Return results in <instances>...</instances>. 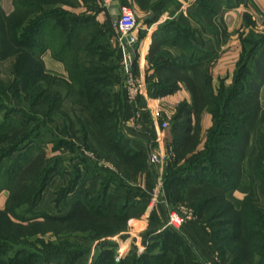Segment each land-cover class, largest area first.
<instances>
[{
    "label": "trees",
    "instance_id": "16d2710c",
    "mask_svg": "<svg viewBox=\"0 0 264 264\" xmlns=\"http://www.w3.org/2000/svg\"><path fill=\"white\" fill-rule=\"evenodd\" d=\"M239 1L229 0L228 7ZM164 2L165 0L158 1L152 7V13L156 14L163 7ZM72 6L71 0H11L12 12L8 14L0 6V63L7 58H13L11 73L15 79L13 81L14 96H17L16 99L20 103L25 101L29 103V108L16 110L10 109L9 104L3 103L4 105L0 106V109L6 110L2 114L0 110V192L6 191L9 194L3 209L0 210V264H49L51 261L60 263L61 258H67L69 264H75L77 261V249L69 251L67 255L64 252H43L33 243L28 241L27 243L21 238L26 233L21 232L20 228L25 223L30 225L34 223L36 217L34 208L48 180L53 175L68 169L64 167L60 170L62 160L55 159L49 166L43 157L37 158L38 155L32 157L35 148L32 142L35 136H32L31 132L39 133L40 124L47 119L50 121L53 114L61 110L65 100L70 99L72 105L76 104L79 109L85 108L89 116L88 126L94 129V133L100 139L106 141L108 147L123 151L125 157H128L132 163L135 162L134 156H145L143 152H138L129 145L130 141L125 134L121 133L119 143L112 136H108V131L117 126L115 121L118 114L121 113V117L124 118L127 111L125 102L120 101L114 91L115 84L112 79H116V76L113 73L118 70L115 50L109 41L108 30L96 21L95 16L76 14L68 9ZM214 8L216 9L208 10L210 13L207 14L204 11L205 18L209 19L218 12L215 5ZM160 31L166 34L172 32L170 42L179 44L189 58L199 57L193 48L184 42L192 34L188 35L189 29L177 26L176 23H167ZM251 45H253L252 53L257 48L263 51L264 35L254 39ZM46 52H49L52 59L63 64L66 78L54 76L45 69L42 55ZM245 56L241 57L233 76L234 84L227 92L221 90L214 95V90L208 87V95L212 102L216 101V106L207 110L212 122L207 131V140L200 145L199 138L200 141L198 139L193 144L192 150L184 154L183 151L192 140L190 133L195 126L188 110L189 104L186 102L178 104L179 109H176L170 120L171 142L166 150L172 158L165 166L163 186L170 202H186L185 196L180 193L183 190L187 193H200L198 203L192 205V208L196 209L197 218L200 219H202V213L212 204L224 203L225 208L237 219V222L233 219L228 221L232 230L246 232L248 238L254 243L253 249H258L259 258H262L264 218L262 220V215L260 216L253 208V204L257 202L255 196L257 188L253 186L255 178L250 172L248 173L250 190L244 195L238 210L225 197L227 192L237 189L240 183L243 173L242 164L247 159L246 150L251 141L250 132L262 111L258 102L257 83L264 74L262 70L264 51L256 57V63L261 67L256 69V76L250 86H245L244 78H242L244 68L249 62V60L245 61ZM186 67L184 65L181 68L177 62L170 64L159 60L155 64L156 73L164 70L168 74L164 73L163 78L159 76L151 97L158 98L173 94L177 88L176 82L184 81L185 83L187 80L192 94L191 102L195 103L197 95L191 87L197 90L195 88L197 83L180 72ZM0 83L1 87H5L1 80ZM59 84H62L63 92L49 88ZM116 100L118 102L114 103ZM41 106L44 110L39 109ZM220 106L223 108L221 112ZM185 111L188 113L185 114ZM14 112L22 115L26 127L30 123L34 124L31 129L25 128V133L18 142L25 144L21 149L6 144V141L13 136L15 129L13 121L16 120L12 118ZM68 122L71 126L69 128L72 129V122ZM80 124L83 138L87 139L90 134H87L88 127L84 123ZM16 152L20 154H17L18 156L8 164L6 160ZM33 169L35 170L32 172ZM74 173H76L75 177L70 179L67 186L57 191L60 199L63 200L72 194L70 211L56 220L69 222L73 219L79 220V216L90 215L104 219L112 218L121 223L131 217L129 214L131 211L136 210L135 205L126 201L116 206V200L119 197L123 198V195L109 193L108 188L103 186H100L102 189L97 191L98 196L87 199V186L93 184L97 175L88 174L84 170L82 173L78 168ZM263 179L264 176L260 178L259 183ZM262 188L261 192L264 194V185ZM20 208H24L21 211L27 215L20 214L21 212L17 211ZM226 209L222 210L226 211ZM166 229L179 235L171 227ZM163 233L164 231L154 235L161 239L164 236ZM150 234L151 232L146 233L142 239L143 244L148 245L141 255L131 252L125 260L117 263L112 259V250L105 249L113 247L114 243H102L100 254L97 255V260L93 264H166L173 247L163 242L159 249L153 252L151 250L153 245H150L149 241L152 239L149 237ZM232 236L235 237V235Z\"/></svg>",
    "mask_w": 264,
    "mask_h": 264
},
{
    "label": "rangeland",
    "instance_id": "374dc122",
    "mask_svg": "<svg viewBox=\"0 0 264 264\" xmlns=\"http://www.w3.org/2000/svg\"><path fill=\"white\" fill-rule=\"evenodd\" d=\"M198 1L199 2L196 1L195 5H200L201 27H204V24L207 23L208 19L205 18V15L210 13L209 11L216 9L214 8V5L220 10H223L224 7L227 8L229 5V0ZM100 2L103 5L102 0H100ZM204 11H206L205 15ZM190 15L192 18L197 19L195 13H190ZM262 17L264 16H261L258 20L260 24L264 26L261 20ZM135 19L136 23L139 24V19L136 16ZM189 31L190 33L188 35L193 32V29L190 28ZM114 50L118 63V70L113 73L115 74L116 79H112L115 84L114 91L117 93V97H119L120 101H124L122 74H120L119 69L120 57L119 54L118 56L116 55V48ZM263 51L257 48L254 53H252L253 51L251 49L247 50L245 53V61H250L247 67L244 68V74L242 76V78H244L243 83L245 86H250V76L253 75L255 77L257 72L256 69L261 67L256 63V57ZM13 62V58H7L0 63V80L5 84V87L0 86V106L5 103L6 105L9 104L10 109L14 108L16 110L19 108H29L28 101L20 103L16 99L17 96H14L15 87L13 81L15 79L12 77L11 73ZM52 75L56 76L55 74ZM159 76L163 78L164 74H160ZM208 76V74L204 75V73H202L201 79L197 82L195 87L197 90L191 87L197 96L196 102H191L188 110H190L194 122L193 125L195 127L190 133L192 140L186 146L183 154L186 151L192 150L193 144L197 142L199 138L201 140L204 139L203 143L207 140L206 137L209 128L207 129L206 114L210 115L207 110L209 108H215L216 106V101L212 102L208 95V87L214 90V95H217L221 90H223V92L226 90L227 92L229 87L234 84L233 77L230 82L218 80L214 83L212 79L209 78L210 76ZM59 77L66 78L67 75ZM181 82L184 86L186 85L189 90V82L187 80H185V83L184 81ZM3 88L4 90H2ZM49 88L51 90L58 89L63 92L62 84L57 86L52 85V87L49 86ZM190 95L192 98L191 93ZM70 101V99L65 100L61 110L54 113L50 121L47 119L40 124L41 127L39 133L34 134L31 132L32 136H35V139L32 142L33 147H35L32 157H35L36 155H38L36 156L37 158L43 157V160H45L46 164L49 166L52 165V161L55 159L62 160L59 166L60 170H63L67 164L70 165V167L65 169L68 172L65 174L66 178H63V173L61 172L57 174L60 176L59 179H56L55 182L51 183L50 180H48L47 184L44 186L43 191L41 192V198L37 206L34 208V213L36 215L34 223L31 225L25 223L20 227L21 232L26 233L25 236L21 237L22 239L26 242L33 243L36 248H39L43 252H64L67 255L69 251H75V249H77V261L75 264H93L97 260V255L100 254V245L102 243H115V239L116 242H120V246L123 250L121 261L125 260L131 252L136 255H141L145 252L148 245H144L142 239L145 237L146 233L151 232L149 237H152V239L149 241L150 245H153V248L151 249L153 252H156L163 242H167V244L173 247L166 264H264V253L262 258H259V250L253 249L254 243L248 238L247 233H240L237 229L232 230V226L229 225L230 223H228V221L233 219V221L237 222V219L225 208L226 205H224V203L218 202L212 204L209 209L202 213V219L197 218L195 214L196 209L195 207L193 209L192 205L198 203L201 194L198 192L187 193L183 190L184 192L182 191L180 193L185 196V199L187 200L186 202H170L168 199L162 200L160 198L165 191L163 181L161 182L162 184L159 185V188L157 182L150 198L144 200L145 198L136 188L135 178L143 170L153 167L149 164L147 157L148 153L145 151L146 149L139 150L141 148H136L133 145V141L135 140L134 143L139 141H137L136 138H128L125 134V137L130 141L129 145L138 152L140 151L145 154L144 157L134 156L135 162L132 163L128 157H125L123 151L114 150L112 147H108L106 141L100 139L94 133V129L88 126L89 116L85 111V108L79 109L76 104L72 105ZM116 102L118 101H114V103ZM7 108L9 107L7 106ZM39 109L44 110L43 106ZM176 109L178 110L179 107H176ZM222 109V106H220V112ZM0 110L1 114L6 111L3 109ZM261 110V115L255 120L250 132L251 141L246 150L247 159L242 164L243 173L238 186L241 184V190L245 188L247 191L245 194L248 193L250 190V178L248 173L250 172L251 176L255 178L253 186L257 188L255 193L257 202L253 204V208L255 212L260 214V216L262 215L263 220L264 194H262L261 189H263L262 185H264V179L259 183L260 178L262 179V176H264V108L262 106ZM174 113L175 112L173 111L172 115H174ZM187 113L188 112L185 111V114ZM121 116L122 114L119 113L118 118H116V128L108 131V136H112L118 143V140H120L119 136L121 133L124 134L123 129L125 126L124 118ZM12 118L16 120L13 121L15 129L13 130V136L6 141V144L8 146L14 145L21 149L25 144L23 145L18 142H20L23 133H25V128L30 127L31 129L34 127V124L30 123L29 126L26 127L22 115L18 112H14ZM68 121L72 122V129L69 128L71 126H69ZM111 122L113 121L111 120ZM80 123H84L88 127L87 134H90L87 139L83 138L84 134L80 130L82 126ZM203 143L201 141L200 145H203ZM137 146L140 147L139 145ZM20 153H14L11 158L6 160L7 163L10 164L12 160L18 156L17 154ZM77 168L82 173L84 170L88 172V174L97 175L94 181L95 183L93 182V184H88L87 186V199L96 196L97 191L102 189L100 186L107 187V192H114L123 195V198L119 197V199L116 200V206L125 203V201L126 203H131V205H135L136 210L129 213L131 217L121 223L112 218L104 219L96 216L92 217L90 215L79 216V220L73 219V221L71 220L69 222L56 220L64 217L69 210L66 207L69 203L66 202V200L60 199L57 191H59L60 188L67 186V184L64 186V182L69 183L70 179L75 177L76 173L74 172ZM34 170L35 169H33L32 172ZM30 176L33 177V175H28V177ZM55 191L57 193L56 195ZM227 194L228 196L225 195L226 199H228L234 208L238 210L244 196H242L241 199L235 200L232 193L229 194L228 192ZM156 202H161L166 207V217L169 212L173 211H182L185 214L186 221L184 226L176 231L179 235L169 232L168 229H166L167 227L164 224L163 215L158 216V218L151 217L152 212L156 209L154 204ZM93 203L95 205L97 204L95 202ZM223 208L226 209V211H223ZM21 210H24V208H20L17 211L21 212L20 214L27 215L22 213L23 211ZM81 219H83V221H80ZM188 223L191 225L192 229L188 228ZM162 231H164V236H161V239L155 237L154 234L161 233ZM259 231L261 232L260 229ZM191 235L194 237L196 235L197 237L191 238ZM232 235H235V237ZM117 246L119 247V245ZM117 246L114 245L111 248H105L110 251L112 250V259L114 260L115 250L118 248ZM140 248L143 250L139 251ZM262 248L264 249V245H262ZM66 259L67 258H61L60 263L51 261L49 264H69ZM121 261L117 263H120Z\"/></svg>",
    "mask_w": 264,
    "mask_h": 264
},
{
    "label": "crops",
    "instance_id": "0c3cea01",
    "mask_svg": "<svg viewBox=\"0 0 264 264\" xmlns=\"http://www.w3.org/2000/svg\"><path fill=\"white\" fill-rule=\"evenodd\" d=\"M158 1L161 0H112L108 6H103L100 0H71L73 6L68 8L76 14L95 16L96 21L105 30H108L109 41L113 48H116L117 56L119 48L117 41H115L118 34L115 24L116 19L123 8L132 7L134 9L135 16L139 19V29L135 33L138 44L136 46L134 74H136L137 80L144 85L147 92V97L144 99L147 108L143 112L141 129L129 122L131 113L125 111L123 131L128 138H136L139 142L134 143V140L133 145L136 148H141L139 150L146 149V153L150 142L153 143L155 139L162 140L161 144L165 145L163 149L168 148L171 142V123L169 121V128L160 133L159 136L157 129L160 119L163 118L164 113L175 112L176 107L181 102H186L190 105L192 100L189 90L181 81L176 82L177 88L173 94L152 98L151 92L154 91L153 87L159 81V73L168 74L164 70L156 73L155 64L162 60L170 64L177 62L181 68L185 65L187 67L180 72L194 83L200 81L202 73L204 75L208 74L214 83L218 80L230 82L241 61V57L245 56L247 50L253 46L251 42L257 37L264 35V26L258 20L261 16H264V0H240L239 3L227 8L224 7L223 10L218 9V12L207 20L204 27H201L200 22V5H195L198 0H165L162 3L163 7L156 14L152 13V7ZM0 6L7 14L12 12L11 0H0ZM190 13H195L197 19L192 18ZM148 15H153V18L149 20L151 22L144 21V18ZM167 23H176L177 26L182 28L193 29L192 35L187 37L184 42L189 47L191 46L199 57L195 59L189 58L179 44L170 42L169 38L172 32H167L168 34H166L160 31ZM42 59L48 72L56 76H66L63 64L52 59L49 52L44 53ZM262 70H264V62ZM250 78L252 82L255 77L252 75ZM257 87H259L258 100L264 108V74L258 80ZM206 122L208 129L212 124L209 114H206ZM203 140H201L202 143ZM165 166L150 167L140 172L135 178L136 188L141 192L145 198L144 200L150 198L157 182L160 179L164 180L166 174ZM65 167L69 168L70 165L67 164ZM62 173L63 178H66L65 174L68 172L63 170ZM59 177L57 174L53 175L50 178V183L55 182ZM66 184L68 183L64 182V186ZM240 187L241 184L237 189L229 191V194L232 193L235 200L241 199L247 192L245 188L241 190ZM8 195L6 191L0 192V210L3 209ZM161 196L160 199L167 200L165 191ZM71 199L72 194L66 198V202L70 204ZM69 204L66 206L67 209H69ZM154 204L156 209L152 212L151 217L158 218V216L163 215L165 224L167 218L165 215L166 207L161 202ZM69 211L70 209L67 213ZM188 228H191L190 224ZM196 237V235L195 237L191 235V238ZM114 242L115 246L120 245V242H116V239Z\"/></svg>",
    "mask_w": 264,
    "mask_h": 264
},
{
    "label": "built area",
    "instance_id": "2783aa9c",
    "mask_svg": "<svg viewBox=\"0 0 264 264\" xmlns=\"http://www.w3.org/2000/svg\"><path fill=\"white\" fill-rule=\"evenodd\" d=\"M112 0H102L103 6L109 5ZM264 24V17L261 18ZM116 28L118 34L115 41H117L119 48V57H120V74H122V90L124 91V102L127 107V111L131 112V117L129 122L137 127L138 129L142 128V117L143 112L147 108L144 99L147 97V92L144 88V85L140 83L136 74H134L135 62H136V46L138 44L137 37L135 35L136 31L139 28V24L136 23L135 11L132 7H125L122 9L120 15L116 19ZM129 37V39H127ZM172 113L167 112L163 114V118L160 119L158 124V134L167 130L170 126V119ZM162 140L155 139V141L150 142L148 146V161L149 164L153 167H160L167 165L171 161L172 156L167 152L166 149H163ZM162 179L158 181L159 185L162 184ZM186 221L185 214L182 211L169 212L166 218V227H171L174 230L178 231L181 229ZM143 249L140 248L139 251ZM123 256V250L121 246L115 250V261H121Z\"/></svg>",
    "mask_w": 264,
    "mask_h": 264
},
{
    "label": "water",
    "instance_id": "95a60500",
    "mask_svg": "<svg viewBox=\"0 0 264 264\" xmlns=\"http://www.w3.org/2000/svg\"><path fill=\"white\" fill-rule=\"evenodd\" d=\"M153 18V15H148L144 18V21H149ZM127 39H129V37H127Z\"/></svg>",
    "mask_w": 264,
    "mask_h": 264
}]
</instances>
